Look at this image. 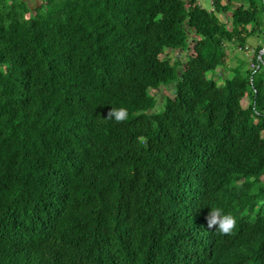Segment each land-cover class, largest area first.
<instances>
[{
	"label": "trees",
	"instance_id": "1",
	"mask_svg": "<svg viewBox=\"0 0 264 264\" xmlns=\"http://www.w3.org/2000/svg\"><path fill=\"white\" fill-rule=\"evenodd\" d=\"M237 1L0 0V264H264V42L210 76L264 40Z\"/></svg>",
	"mask_w": 264,
	"mask_h": 264
},
{
	"label": "rangeland",
	"instance_id": "2",
	"mask_svg": "<svg viewBox=\"0 0 264 264\" xmlns=\"http://www.w3.org/2000/svg\"><path fill=\"white\" fill-rule=\"evenodd\" d=\"M31 7L35 9L36 6L41 4L43 0H28ZM202 5L208 9H212V0H200ZM237 0H234V3H237ZM34 5H36L34 7ZM220 18L223 20H226L225 16L220 15ZM228 19V18H227ZM229 27L231 24L228 25ZM264 40L262 38V35L260 33H256L255 35H252L247 38V45L246 48L241 49L238 48L234 44L229 45V54L227 58V63L225 66H219L216 69V72L210 73V76H213L219 84L223 83V81L228 78L232 77L234 75V67L240 65L244 59H248L250 61V66L253 67V55L256 51V47L258 44L263 43ZM163 57H167L172 59L173 61L175 59H180L181 61H185L187 59L186 54L180 53V50H173V49H168L164 54ZM161 89L155 91L153 90L152 93H157L161 94ZM158 95V96H159ZM243 104L246 106L248 104V99L245 98L243 100Z\"/></svg>",
	"mask_w": 264,
	"mask_h": 264
},
{
	"label": "clouds",
	"instance_id": "3",
	"mask_svg": "<svg viewBox=\"0 0 264 264\" xmlns=\"http://www.w3.org/2000/svg\"><path fill=\"white\" fill-rule=\"evenodd\" d=\"M126 109L123 107L118 109H111L109 115L114 116L117 121L126 118ZM235 224V218L230 213H224L219 207L210 206L208 214L209 229L218 230L220 232H229Z\"/></svg>",
	"mask_w": 264,
	"mask_h": 264
},
{
	"label": "flooded vegetation",
	"instance_id": "4",
	"mask_svg": "<svg viewBox=\"0 0 264 264\" xmlns=\"http://www.w3.org/2000/svg\"><path fill=\"white\" fill-rule=\"evenodd\" d=\"M27 1V3H28V5L31 7V5H30V3H29V1L28 0H26ZM41 4H39L38 6H40ZM36 5H34V7H35ZM32 9H33V7H31Z\"/></svg>",
	"mask_w": 264,
	"mask_h": 264
},
{
	"label": "bare ground",
	"instance_id": "5",
	"mask_svg": "<svg viewBox=\"0 0 264 264\" xmlns=\"http://www.w3.org/2000/svg\"><path fill=\"white\" fill-rule=\"evenodd\" d=\"M39 7V6H38Z\"/></svg>",
	"mask_w": 264,
	"mask_h": 264
}]
</instances>
